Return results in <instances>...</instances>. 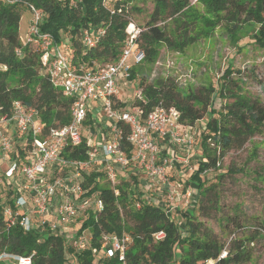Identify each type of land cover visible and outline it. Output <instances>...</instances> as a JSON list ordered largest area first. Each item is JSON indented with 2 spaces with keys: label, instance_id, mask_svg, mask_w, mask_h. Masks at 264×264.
I'll use <instances>...</instances> for the list:
<instances>
[{
  "label": "trees",
  "instance_id": "trees-1",
  "mask_svg": "<svg viewBox=\"0 0 264 264\" xmlns=\"http://www.w3.org/2000/svg\"><path fill=\"white\" fill-rule=\"evenodd\" d=\"M108 1L13 0L7 5L0 2V115L9 116L13 102H20L37 111L38 121L44 129L64 126L70 119L72 100L54 89L42 74L39 47L24 46L20 41L21 10L28 11V6H33L40 11V34L49 35L57 45L67 39L72 51L71 64L91 66L93 62L107 64L116 60L126 38L125 30L131 24L127 15L135 9L131 6L134 0ZM190 1L154 0V10L136 40L145 53L143 64L154 62L160 45L183 51L205 38L220 22L225 27L231 26L235 33L238 26L250 21L258 24L264 35V0H197L215 19L197 15ZM168 20L172 22L169 31L165 25ZM160 22L164 25H159ZM83 30H90L92 35L99 33L92 47H85L80 41ZM253 39L254 43L258 41V37ZM17 50L20 56L16 55ZM241 73L226 67L218 78L216 90L208 85L199 92H183L167 81L149 85L144 80L138 83L144 103L136 100L132 106H141L144 115L156 106L173 108L180 113V124L184 127H193L208 116L200 143L201 162L188 181L198 198L211 191L204 187L200 175L205 170L216 169L219 158L234 142L241 147L264 124V102L239 93ZM133 76L132 70L130 79ZM214 93L221 100L233 99L218 118H214L218 113L214 109ZM85 151V143H82L75 148H66L62 155L65 159L84 160ZM103 177L102 173H91L83 182V198L99 199L103 204L97 214L88 210L80 225L79 233L88 231L91 235L88 249L76 253L66 248L61 237L24 232L19 226L5 232L0 213V253L30 256L32 264H68V257H73L77 264H94L92 249L99 248L101 233L118 236L126 233L132 242L125 261L98 258L95 264H204L209 260L214 264H244L250 261L245 243L252 242L255 236L232 241L225 251L226 257L218 260L224 250L223 244L211 230L195 221L193 210L184 212L177 225L162 208L144 200L136 181L133 186L123 181L117 187L118 195L114 196L108 185L101 182ZM2 189L0 197L4 195L5 198L0 208L4 205L13 207L14 191L5 186ZM159 231H163L165 237L156 242L152 235ZM0 264L6 263L0 261Z\"/></svg>",
  "mask_w": 264,
  "mask_h": 264
},
{
  "label": "built area",
  "instance_id": "built-area-1",
  "mask_svg": "<svg viewBox=\"0 0 264 264\" xmlns=\"http://www.w3.org/2000/svg\"><path fill=\"white\" fill-rule=\"evenodd\" d=\"M0 2L7 5L13 0ZM28 11L30 27L23 45L39 47L42 74L54 89L72 100V106L68 124L48 129L39 123L36 110L20 102H13L9 116L0 115V163L6 164L0 175V192L4 186L14 191L13 207L0 208L4 231L19 226L24 232L61 237L66 248L76 253L88 249L91 235L88 231L79 233L80 225L88 210L97 214L103 209L101 200L83 198V182L91 173H102L101 182L114 196L123 181L130 179L127 182L131 185L136 181L144 192V200L162 208L176 222L174 214L181 201L178 183L184 185V171L189 170L190 178L198 168V164L195 169L189 164L196 149L194 135L199 136V131L196 125L182 126L180 113L173 108L156 106L144 115L141 106L129 110L123 107L126 103L122 100L121 84L130 81L132 69L143 64L145 58L136 43L141 30L132 23L127 26L125 41L114 62L72 65L70 53H62L49 35L40 34L41 12L33 6H28ZM98 36L99 33L92 35L90 30H83L80 41L85 47H92ZM16 55L20 56L18 50ZM135 100L144 103L141 90ZM82 143L86 146L84 160L63 157L66 148ZM173 171L180 174L178 183L170 179ZM184 188L185 196L190 197L191 187ZM4 198L0 197V203ZM152 237L158 242L165 233L159 231ZM131 242L126 233H101L99 248L92 249L94 264L98 258L124 262ZM225 257L223 251L218 260ZM0 261L32 264L30 256L4 252L0 253Z\"/></svg>",
  "mask_w": 264,
  "mask_h": 264
},
{
  "label": "rangeland",
  "instance_id": "rangeland-1",
  "mask_svg": "<svg viewBox=\"0 0 264 264\" xmlns=\"http://www.w3.org/2000/svg\"><path fill=\"white\" fill-rule=\"evenodd\" d=\"M108 2L111 3V0ZM190 3L197 15L215 19L200 1L191 0ZM131 6L135 9L129 11L127 19L142 31L154 10V0H134ZM30 19V12L23 8L19 23L21 42L25 40ZM158 24L164 25L161 22ZM165 25L169 31L172 22L168 20ZM231 29V26L225 27L220 22L205 38H200L183 51L160 45L154 62L134 67L133 78L121 84L125 109L129 110L136 103L135 95L140 90L138 83L143 80L146 85L157 81L172 82L183 92H199L208 85L214 86L216 90L218 78L226 67H230L233 72H242L240 95L264 102V35H261L259 25L250 21L238 26L235 33ZM255 37H258L256 43L253 39ZM59 47L62 53L72 52L67 39H64V43H59ZM213 99L214 109L218 112L214 118H218V114L224 113L223 108L233 103V99H219L217 93H214ZM207 120L208 116H205L195 124L199 131V136L194 135L196 145L201 143ZM197 150L195 149V155L189 164L193 169L200 160L197 152L201 151ZM217 164L216 169H208L200 175L204 187L211 190L200 198L193 189L189 190L190 197L185 196L187 189L184 187L188 185L189 170L184 171L186 177L181 178L184 185L177 182L180 174L176 172L180 170L173 171L170 179L178 183L177 190L181 196L178 210L174 214L176 223L180 225L183 213L193 210L195 221L211 230L214 237L223 244V251L228 250L234 240L251 239L255 236L252 242L245 243L250 261L244 264H264V124L241 147L234 142ZM125 181L131 182L130 179ZM140 192L144 195L143 191ZM193 198L194 203L190 205ZM158 199H163V194ZM68 264L77 263L73 257H68Z\"/></svg>",
  "mask_w": 264,
  "mask_h": 264
},
{
  "label": "crops",
  "instance_id": "crops-1",
  "mask_svg": "<svg viewBox=\"0 0 264 264\" xmlns=\"http://www.w3.org/2000/svg\"><path fill=\"white\" fill-rule=\"evenodd\" d=\"M196 149H198L197 151H201V147H200V143H198L197 145H196ZM198 154H200V160H201V158H202V154L201 153H199V152H197ZM195 155V154H194ZM194 157V156H193ZM197 157V156H196ZM199 160V161H200ZM5 164L4 163H0V175L3 173V171H4V169H5V166H4ZM190 179V178H189ZM189 181V180H188Z\"/></svg>",
  "mask_w": 264,
  "mask_h": 264
}]
</instances>
